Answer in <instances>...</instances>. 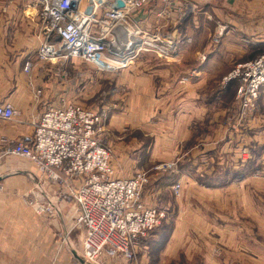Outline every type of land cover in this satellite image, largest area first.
Returning a JSON list of instances; mask_svg holds the SVG:
<instances>
[{"label":"crops","instance_id":"0c3cea01","mask_svg":"<svg viewBox=\"0 0 264 264\" xmlns=\"http://www.w3.org/2000/svg\"><path fill=\"white\" fill-rule=\"evenodd\" d=\"M39 11L36 0H0V101L12 105L20 115L23 113L32 120L39 118L50 103L59 105L69 101L76 104L82 96L80 70L76 72L75 60L64 66L56 61L54 65L37 63L32 73V83L43 89V98L40 105L35 103L34 88L29 85L25 63L36 58L38 48L45 39ZM134 20L132 24L135 28L148 33L169 29V42L185 39L182 51H186L192 43L194 49L191 50L196 52L197 63L183 71L178 69L175 62L141 59L117 76L105 74L106 81H111L110 89L100 105L108 112L105 130L111 134L107 141L113 152V168L117 178L131 177L136 166L147 167L167 157H161L162 150L169 153L183 141L193 139L195 121L207 120L212 110L217 111L216 117L222 116L226 109L225 96H231L233 100L238 87L237 81L225 83L224 78L235 64L264 53V0H151ZM190 27L196 29L194 37L189 34ZM223 28L225 31L221 36ZM216 36L217 40L214 39ZM211 37L217 45H214ZM121 42L126 46L124 40ZM66 65L73 68V79L70 81L64 79ZM184 77L189 81L180 83L179 80ZM212 83L219 87L216 92L207 91ZM90 91L91 100L98 89L92 86ZM259 103L260 114L264 118V91ZM100 105L95 104V107L101 110ZM154 122L156 126H153L158 130L153 133L156 136L149 146L138 143L136 136V139L125 141L130 129L144 127L148 132ZM253 125H258V119L254 120ZM222 133L225 130H220L218 136ZM32 134L30 124L0 120V148L6 146L1 142L3 138L21 141ZM1 171L2 167L0 264L81 262V258L75 254L74 245V242L81 241L74 227L79 208L73 202L66 203L69 199L65 197L69 194L68 188L46 184L44 189L56 201L58 211L51 217L53 219L47 215L35 218L31 215L34 212L25 207L14 211L7 204H2L3 196L11 190L14 194L15 188L23 191L29 184L19 188L17 184L14 186L13 178L5 182ZM27 171L31 177L39 176L34 167H28ZM58 244L66 246L67 251L65 248L59 255ZM106 257L102 258V264H127L122 259ZM146 261L143 258L142 264H147Z\"/></svg>","mask_w":264,"mask_h":264},{"label":"rangeland","instance_id":"374dc122","mask_svg":"<svg viewBox=\"0 0 264 264\" xmlns=\"http://www.w3.org/2000/svg\"><path fill=\"white\" fill-rule=\"evenodd\" d=\"M149 4L150 2L147 5ZM131 25L132 29L137 31L133 24ZM193 28L190 27L189 34L194 37L196 29ZM169 32V29H166L155 34L149 33L146 38H151L152 45H156L157 49L146 45L143 50L138 51V56L132 63L134 64L141 59L152 61L158 59L164 62H175L178 64V69L183 71L190 68L188 66L191 64L195 66L197 55L191 50V48L194 49V45L191 43L186 51L181 49L182 44L186 43L185 39L172 41V46L175 47L178 56L176 53V56L173 57H159L160 49L163 50L166 48L165 45H169ZM210 39L214 45H217V36L214 38L216 40L212 37ZM73 60L76 62V72L77 69L80 70L79 78L81 77L82 83L81 100L78 101L79 103L76 102V105L87 110L103 112V115H106L101 124L100 137L103 144L111 149L107 141L111 134L105 130L108 112L102 108L100 103L105 100L106 92L110 89L111 81L109 79L106 81L105 74L117 76L123 70L113 74L99 73L95 71L92 65L80 62L79 59L61 60L58 64L64 66ZM26 62L32 64L28 73L29 85L34 88L35 94V88L38 86L32 83V73L37 63L42 64L38 58V51L34 60ZM242 63L235 64L233 69ZM49 64L54 65L51 62ZM65 71L64 79L72 80V66L66 65ZM179 81L184 83L189 80L184 77ZM210 85L207 88L208 92H216L219 89L216 84ZM92 86H96L98 92H96L97 96L95 95V98L92 97L94 99L90 100ZM263 91L264 87L260 91V96ZM85 93L88 95L85 96ZM260 96L256 102L251 104L253 108H243L242 103L237 100V90L233 100L231 96L226 95L224 114L216 117L217 111L212 110L207 120L195 121L193 139L187 142L183 141L177 146L176 154L174 153L176 150H171L169 153L162 150L161 157L167 156L164 159H159L147 167L139 168L136 166L134 168L131 177H135L143 171L148 173L145 176L146 183L142 188L141 202L147 207L158 208L163 217H161L160 224L156 228L145 237L138 239L134 246L135 249L130 252L133 255L131 259L127 260L118 255L112 260L119 258L127 264H142L143 258L147 259V264H264V118L260 114ZM42 98L43 93L42 97L38 100L35 99V103L40 105ZM73 103L70 102V104ZM95 104H99L102 109L95 107ZM50 105L55 104L50 103ZM39 118L32 120L31 117L24 116L22 113L18 117V121L15 122L31 125L32 121H37ZM255 119H258V125L254 126ZM155 126L151 127L148 132L143 129L144 127L130 129L131 131L127 133L128 136L125 141L129 138L134 139L136 136L137 139H135L138 143H145L149 146L156 136L153 133L158 130L155 129ZM220 130H225V133L220 134L219 137L218 132ZM207 138L209 139L207 140ZM5 139L8 138L2 140ZM0 167H2L3 181L5 178V182H9L13 178L15 180L14 186L17 184L19 188H25L29 184L26 190L20 191L15 188L14 194L11 193V190L6 196H3L2 204H7L14 211H20L22 207H25L30 212H34L30 214L35 218H42L41 216L44 215L38 214L36 208L30 203L33 199L35 200V196L38 199L41 198L42 192L48 196L43 183L45 176L37 164L29 159L11 155L8 153V148L4 146V148H0ZM28 167H34L39 176H29ZM113 176L117 178L114 168ZM77 182L78 180H75L65 187L70 192L78 186ZM5 190L7 191V188ZM27 192L28 194L24 196ZM48 198L54 205V211L47 216L53 219L51 217L56 214L58 207L53 198L50 196ZM66 201V203L77 204L72 198ZM10 209L9 211H11ZM78 210L80 213V208ZM30 219L33 220L34 218ZM76 219L77 217L74 220L75 233H78L81 241L80 243L76 242L78 245L74 242L75 254L81 260L86 257L89 260V263L85 261L86 264H102V258L107 256L105 253L95 260H90L86 256L83 238L85 229L77 227ZM26 220L28 221V218ZM58 247L60 248L59 255L64 252L65 248L67 251L66 246L58 244ZM72 247H74L73 243ZM75 263L84 264L77 260Z\"/></svg>","mask_w":264,"mask_h":264},{"label":"built area","instance_id":"2783aa9c","mask_svg":"<svg viewBox=\"0 0 264 264\" xmlns=\"http://www.w3.org/2000/svg\"><path fill=\"white\" fill-rule=\"evenodd\" d=\"M117 1L36 0L45 38L38 48L39 61L49 64L79 59L92 65L96 72L109 74L128 68L144 48L134 45L127 53H121L119 35L112 31L122 26L127 32L130 28L137 33L139 40L149 36L141 28L134 31L131 24L150 0H122L124 7H119ZM224 31L221 29V36ZM165 46L160 49V58L176 56L172 42ZM31 68L32 64L26 62L25 71L29 73ZM230 81L238 82L237 100L243 108H253L251 104L264 87V53L237 65L224 79L225 83ZM42 93L41 88H35V99ZM20 116L15 107L0 101V120L18 121ZM104 117L103 112L62 102L50 105L37 121H32L31 137L1 142L11 155L37 164L45 176L44 186H68L78 180V186L65 197L74 199L80 208L76 223L79 229H85L84 247L90 260L103 253L111 259L120 255L129 260L138 239L156 228L163 214L141 202L147 172L123 179L113 176L112 150L100 137ZM41 196H35L30 203L38 214L50 215L54 205L47 194L42 192ZM81 261L89 263L86 257Z\"/></svg>","mask_w":264,"mask_h":264},{"label":"bare ground","instance_id":"6f19581e","mask_svg":"<svg viewBox=\"0 0 264 264\" xmlns=\"http://www.w3.org/2000/svg\"><path fill=\"white\" fill-rule=\"evenodd\" d=\"M127 28V27H126ZM128 30V29H127ZM126 33H128V35H129V37L128 38H130V35L131 36H133V40L129 43V44H127L126 46H124V45H120V47L118 48L120 51H121V53L123 52V53H127L128 51V49L130 48V49H132L133 48V46L134 45H136V46H138V48L139 47H142V48H145V46L146 45H148V46H151L153 43L151 42V38L150 39H147V38H145V39H142V40H139L138 39V37H137V33H134L133 31H131V29L129 28V31L127 32L126 31ZM119 39L120 40H124L125 41V39H124V37L123 36H120L119 35ZM133 44V45H132ZM129 49V50H130ZM137 50V49H136ZM133 61V60H132ZM132 61H131V63H132ZM131 65V64H130Z\"/></svg>","mask_w":264,"mask_h":264},{"label":"water","instance_id":"95a60500","mask_svg":"<svg viewBox=\"0 0 264 264\" xmlns=\"http://www.w3.org/2000/svg\"><path fill=\"white\" fill-rule=\"evenodd\" d=\"M117 5L119 7H124L125 3L122 0H118L117 1ZM112 34L113 35H117L118 34L120 36H123L124 39H125L124 42L126 43V45L129 44L133 40V36H130V38H128L127 33H126L125 29L122 26H117L116 28H114L113 31H112Z\"/></svg>","mask_w":264,"mask_h":264}]
</instances>
